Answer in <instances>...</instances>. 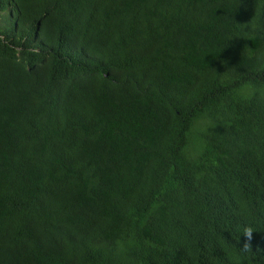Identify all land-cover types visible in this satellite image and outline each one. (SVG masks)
I'll list each match as a JSON object with an SVG mask.
<instances>
[{"label":"trees","instance_id":"obj_1","mask_svg":"<svg viewBox=\"0 0 264 264\" xmlns=\"http://www.w3.org/2000/svg\"><path fill=\"white\" fill-rule=\"evenodd\" d=\"M0 264H264V0H0Z\"/></svg>","mask_w":264,"mask_h":264},{"label":"clouds","instance_id":"obj_2","mask_svg":"<svg viewBox=\"0 0 264 264\" xmlns=\"http://www.w3.org/2000/svg\"><path fill=\"white\" fill-rule=\"evenodd\" d=\"M253 231H254V228L252 226H245L243 228V235L245 237V241L243 243V246H242V250L244 252H248L250 250H252V239H253Z\"/></svg>","mask_w":264,"mask_h":264}]
</instances>
